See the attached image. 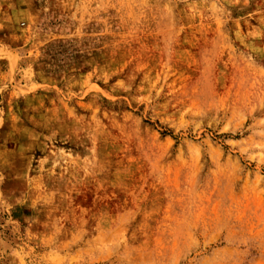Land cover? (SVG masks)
Listing matches in <instances>:
<instances>
[{
	"label": "rangeland",
	"instance_id": "obj_1",
	"mask_svg": "<svg viewBox=\"0 0 264 264\" xmlns=\"http://www.w3.org/2000/svg\"><path fill=\"white\" fill-rule=\"evenodd\" d=\"M0 264H264V0H0Z\"/></svg>",
	"mask_w": 264,
	"mask_h": 264
}]
</instances>
